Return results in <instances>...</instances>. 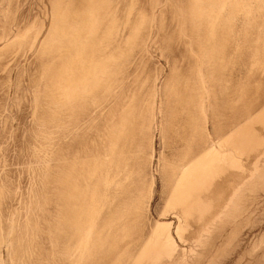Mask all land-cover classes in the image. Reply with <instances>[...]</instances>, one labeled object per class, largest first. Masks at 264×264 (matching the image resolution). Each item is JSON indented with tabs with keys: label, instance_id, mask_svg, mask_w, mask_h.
Wrapping results in <instances>:
<instances>
[{
	"label": "rangeland",
	"instance_id": "1",
	"mask_svg": "<svg viewBox=\"0 0 264 264\" xmlns=\"http://www.w3.org/2000/svg\"><path fill=\"white\" fill-rule=\"evenodd\" d=\"M0 264H264V0H0Z\"/></svg>",
	"mask_w": 264,
	"mask_h": 264
},
{
	"label": "bare ground",
	"instance_id": "2",
	"mask_svg": "<svg viewBox=\"0 0 264 264\" xmlns=\"http://www.w3.org/2000/svg\"><path fill=\"white\" fill-rule=\"evenodd\" d=\"M202 2V1H201Z\"/></svg>",
	"mask_w": 264,
	"mask_h": 264
}]
</instances>
